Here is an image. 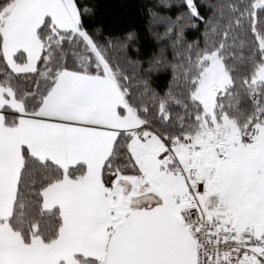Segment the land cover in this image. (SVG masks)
<instances>
[{"label":"trees","instance_id":"16d2710c","mask_svg":"<svg viewBox=\"0 0 264 264\" xmlns=\"http://www.w3.org/2000/svg\"><path fill=\"white\" fill-rule=\"evenodd\" d=\"M14 1L0 0V87L12 90L22 101L28 94H45L63 70L100 72L79 33L57 31L47 18L38 31L43 51L37 70L13 73L3 54L1 16ZM74 1L80 31L109 66L128 106L143 123L141 131L155 133L168 144L200 132L205 110L196 92L202 60L215 52L231 79L230 87L216 96L217 117L234 120L245 141L264 126V82L253 83L264 66V8L255 11L256 0H192V7L187 0ZM24 60L20 54L19 62ZM16 114H5L8 125H14ZM130 142L131 135H120L103 167L109 187L120 174H139ZM22 155L9 224L27 244L35 238L51 244L62 222L58 211L44 210L43 192L65 178L78 179L86 169L78 165L65 170L34 158L25 148Z\"/></svg>","mask_w":264,"mask_h":264},{"label":"crops","instance_id":"0c3cea01","mask_svg":"<svg viewBox=\"0 0 264 264\" xmlns=\"http://www.w3.org/2000/svg\"><path fill=\"white\" fill-rule=\"evenodd\" d=\"M47 18L57 31H80L74 0H15L2 12L3 54L13 73L27 75L37 70L43 51L38 31ZM20 54L25 57L23 62H19ZM41 95L35 92L19 101L12 90L0 87V264H104L109 238L125 212L146 205H169L165 196L154 194L120 212L115 184L109 187L104 182L103 167L121 135L118 131L140 126L141 121L128 106L113 73L103 67L96 74L63 70ZM9 111L41 119L17 117L14 125H8L5 114ZM145 132L149 131L131 135L130 151L137 166L149 169V163L136 160L132 153L139 143L145 155L155 156L146 144L141 146ZM23 148L34 158L52 161L65 170L78 165L86 169L78 179L65 178L43 192L44 210L58 211L62 222L51 244L38 238L27 244L9 224ZM170 169L177 171L174 164ZM123 177L118 175L114 183ZM178 204L180 212L189 206Z\"/></svg>","mask_w":264,"mask_h":264},{"label":"rangeland","instance_id":"374dc122","mask_svg":"<svg viewBox=\"0 0 264 264\" xmlns=\"http://www.w3.org/2000/svg\"><path fill=\"white\" fill-rule=\"evenodd\" d=\"M187 3L192 7V0H187ZM253 7L255 11L264 8V0H256ZM79 35L100 67L111 71L88 36L82 31H79ZM202 61L203 73L196 92V99L205 110L200 132L184 142L175 140L170 144L154 136L155 133L145 132L148 134H145L146 141L141 146L146 144L155 156L145 155L140 144H134L132 153L136 160L149 163L150 167L146 169L144 165L138 166V176H125L114 183L117 209L122 212L132 202L133 206H137L141 199L159 194L168 200L169 210L179 215L177 204L180 207L190 205L191 195L184 176L170 169L178 160L183 169H196L197 177L193 186L201 187L204 200L212 199L219 204V216L228 228L262 237L264 126L257 129L251 141H245L234 120L224 115L217 117L216 96L230 87L231 79L217 52L207 54ZM260 82H264V66L253 83ZM140 124L143 125L142 122Z\"/></svg>","mask_w":264,"mask_h":264},{"label":"water","instance_id":"95a60500","mask_svg":"<svg viewBox=\"0 0 264 264\" xmlns=\"http://www.w3.org/2000/svg\"><path fill=\"white\" fill-rule=\"evenodd\" d=\"M184 222L160 203L132 209L109 238L104 264H197Z\"/></svg>","mask_w":264,"mask_h":264},{"label":"built area","instance_id":"2783aa9c","mask_svg":"<svg viewBox=\"0 0 264 264\" xmlns=\"http://www.w3.org/2000/svg\"><path fill=\"white\" fill-rule=\"evenodd\" d=\"M19 119L40 120L30 113H19ZM144 127L118 131L132 134ZM179 172L190 189L191 204L180 213V219L190 231L197 247V264H264V236L250 232H237L228 228L219 216L220 206L214 200H204L199 185L193 186L197 171L183 169L176 160Z\"/></svg>","mask_w":264,"mask_h":264}]
</instances>
